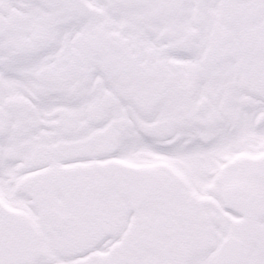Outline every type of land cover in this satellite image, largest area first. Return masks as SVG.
<instances>
[{
    "label": "snow or ice",
    "instance_id": "snow-or-ice-1",
    "mask_svg": "<svg viewBox=\"0 0 264 264\" xmlns=\"http://www.w3.org/2000/svg\"><path fill=\"white\" fill-rule=\"evenodd\" d=\"M0 264H264V0H0Z\"/></svg>",
    "mask_w": 264,
    "mask_h": 264
}]
</instances>
